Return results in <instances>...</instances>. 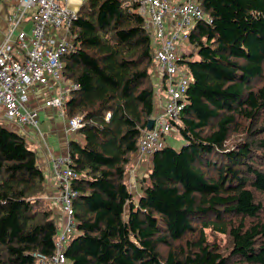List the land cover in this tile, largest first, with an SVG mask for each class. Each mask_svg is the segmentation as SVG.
Listing matches in <instances>:
<instances>
[{
	"label": "trees",
	"instance_id": "16d2710c",
	"mask_svg": "<svg viewBox=\"0 0 264 264\" xmlns=\"http://www.w3.org/2000/svg\"><path fill=\"white\" fill-rule=\"evenodd\" d=\"M197 2L211 21L196 22L181 61L185 145L152 156L137 202L126 176L156 112L150 34L134 0H86L77 13L78 49L62 58L77 86L65 116L84 117V141L69 143L79 235L68 264H264V0ZM46 185L37 153L0 123V264L55 255Z\"/></svg>",
	"mask_w": 264,
	"mask_h": 264
},
{
	"label": "built area",
	"instance_id": "2783aa9c",
	"mask_svg": "<svg viewBox=\"0 0 264 264\" xmlns=\"http://www.w3.org/2000/svg\"><path fill=\"white\" fill-rule=\"evenodd\" d=\"M0 1L13 4L9 28L0 45V114L9 126L30 128L40 135L39 112L30 107V92L40 87L58 91L44 105L60 109L65 116L70 91L77 86L72 87L63 77L62 58L78 49L71 28L86 0ZM134 1L145 19L154 48V63L162 74L158 82L162 94L155 93L159 110L151 118L154 126L144 131L135 154L136 158H152L166 147L165 137L175 129L187 105L191 77L188 70L182 69L181 61L189 34L184 37L182 34L190 33L199 20H211L206 18L197 0ZM83 126L82 115L69 119L68 133H76ZM49 155L59 184L52 203L61 206L65 223L55 241V255L34 253L33 256L38 264H68L65 255L68 246L64 243L76 230L73 201L79 193L72 185L78 175L71 167L69 154L55 157L49 152Z\"/></svg>",
	"mask_w": 264,
	"mask_h": 264
},
{
	"label": "crops",
	"instance_id": "0c3cea01",
	"mask_svg": "<svg viewBox=\"0 0 264 264\" xmlns=\"http://www.w3.org/2000/svg\"><path fill=\"white\" fill-rule=\"evenodd\" d=\"M13 11V4L10 2L0 1V45L3 42L4 35L6 31L9 28V17ZM156 79L158 82L161 80L162 74L157 68L156 70ZM57 91H49L46 88H36L35 91L30 92V107L37 110L39 112V118H40V130L41 134L38 136V143L34 145V150L37 153L38 156V162L40 165V168L45 173L48 180L45 190V196L48 199V202L50 204V207L52 208L54 212V218L58 222V225L63 226L64 224V214L62 209L52 203V200L56 193L58 192V184L56 176L53 173V164L52 160L50 159L49 152H51L54 156H63L66 157L69 154V143L73 139H80L79 138H73L74 135H78L76 133H68L69 128V119L62 114V111L60 109L56 108H48L45 107L44 101L49 99L51 96L55 95ZM159 101H157V104ZM159 110V105L156 107V111ZM43 128L46 129L44 131ZM11 129H14L16 131H20L22 133H29L30 131H33L30 128H20L16 125H11ZM53 134L57 136V148L54 149L51 147L49 142V135ZM57 150V151H56ZM144 163V162H143Z\"/></svg>",
	"mask_w": 264,
	"mask_h": 264
},
{
	"label": "rangeland",
	"instance_id": "374dc122",
	"mask_svg": "<svg viewBox=\"0 0 264 264\" xmlns=\"http://www.w3.org/2000/svg\"><path fill=\"white\" fill-rule=\"evenodd\" d=\"M206 18H208V16L206 15ZM189 34H182V37H184L185 35ZM183 49L184 52L186 54H189L193 51V47L189 44V40L186 42L184 41V45H183ZM183 70L187 69L186 66L182 67ZM157 67L153 66L152 68V74H151V78L152 81L154 83L155 86V93H160L162 94V89H160V87L158 86V80L156 79V71ZM164 102V101H163ZM165 105V104H164ZM157 107V105H156ZM0 123L7 125V127H11L9 126L7 123L4 122L2 115L0 114ZM41 128V126H40ZM42 129L44 131H46L45 128L42 127ZM17 133H19L20 135L24 136L27 143L29 144L30 148L32 150H34V145H36L38 143V136L35 134L34 131H30L29 133H22L20 131H17ZM49 135V142L52 148L56 149L57 146V136L53 135V134H48ZM73 138H79L78 135H74ZM241 140V136H237L235 138H232V141L229 142L228 144V148L232 147L237 141ZM79 141H84L83 137L80 136ZM165 141L167 143L168 146H170L171 148L180 151L182 149V147L185 145V142L182 138V136L179 133L178 129H174L171 133H169L166 137H165ZM35 151V150H34ZM57 151V150H56ZM50 156V159L52 160V156ZM58 156V155H57ZM55 156V157H57ZM152 158H136V155L134 157H132V164L129 166L128 168V172H127V181L130 184V188L131 191L133 192V194L135 195L136 198V202L138 200L139 195L141 194V182L143 180V178L148 175L149 171H150V162H151ZM144 162V163H143ZM45 174L47 175L48 173L45 172ZM48 180V178H47ZM58 184V181H57ZM59 185V184H58ZM58 191H59V187H58ZM58 206L61 208V206L58 204ZM62 209V208H61ZM63 211V210H62ZM57 223V221H56ZM64 223H65V218H64ZM62 227L61 225H58L59 228V233L62 231ZM79 235V231L75 230L74 232H72L68 237L66 242L64 243V245L68 246L69 244H71V242L73 241V239H75V237H77ZM215 239L217 240L218 243L222 244V246H225L227 240L225 239V237H219V236H214ZM162 250H165V248H161Z\"/></svg>",
	"mask_w": 264,
	"mask_h": 264
},
{
	"label": "water",
	"instance_id": "95a60500",
	"mask_svg": "<svg viewBox=\"0 0 264 264\" xmlns=\"http://www.w3.org/2000/svg\"><path fill=\"white\" fill-rule=\"evenodd\" d=\"M154 126V120L150 119L149 122H148V125H147V129L148 130H151Z\"/></svg>",
	"mask_w": 264,
	"mask_h": 264
}]
</instances>
